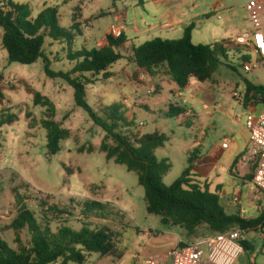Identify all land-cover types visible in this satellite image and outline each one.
<instances>
[{"label": "rangeland", "instance_id": "374dc122", "mask_svg": "<svg viewBox=\"0 0 264 264\" xmlns=\"http://www.w3.org/2000/svg\"><path fill=\"white\" fill-rule=\"evenodd\" d=\"M14 2L28 5L33 19L47 7H58L60 27L73 36V41H46L44 54L55 72H69L73 68L69 59L72 53L88 50V47L90 50L99 48L114 14L112 0ZM130 2L117 0V7L125 10ZM79 19L82 22L73 30ZM3 34L0 28V91L3 93L0 99V229H8L16 219L22 208L17 198L22 196L26 199L24 206L35 212L40 222L45 223L43 209L49 211L58 207L70 212L68 216H54L49 222L55 233L62 226L79 232L87 225L92 230L106 226L117 234L121 259L93 253L87 255L85 264L161 262L160 256L169 249L170 259L169 253L179 247L180 240L193 245L214 237L206 227L200 228L194 236L181 228L168 230L161 223V217L149 214L145 189L139 184L138 174L107 158L102 151L106 133L76 105L74 89L62 79L49 78L44 59L32 65L11 63L2 44ZM120 51L123 59L110 68V73L89 76L92 84L87 86L86 101L101 117L108 107L122 105L125 118L134 123L131 129H120L129 137L158 133L168 138L165 145L155 151L158 160H169L171 164L164 177L166 186L174 184L189 167L197 143L203 144L201 152L206 156L225 138L232 141L233 135L240 136L244 122H238L235 115L248 113L243 105L246 83L264 87V62L255 55H250V70L247 71L240 54L231 52L230 60L223 61L210 80L199 82L191 78L188 87L181 89L169 75L167 65L153 68L148 76L129 58L131 50L130 53ZM236 93L241 99L235 98ZM36 95L51 102L52 114L49 108L35 103ZM172 108L185 114L176 116ZM189 111L194 114L192 118L186 116ZM45 120H53L69 132V137L60 142V152L56 155L48 149ZM107 145L113 147L115 144L109 139ZM226 158L223 156L221 204L229 215L252 218L255 213H246V198L241 203L240 214L234 203L239 198L236 192L245 194L251 186L244 187L245 183L231 173L229 164L235 159L226 163ZM92 202L106 206L104 215L87 211ZM43 203L47 206H42ZM18 237L21 245L13 230L2 235L11 249L31 248L28 229ZM263 242L264 239L258 238V244ZM175 243L178 245L172 248ZM55 264H62V261Z\"/></svg>", "mask_w": 264, "mask_h": 264}, {"label": "trees", "instance_id": "16d2710c", "mask_svg": "<svg viewBox=\"0 0 264 264\" xmlns=\"http://www.w3.org/2000/svg\"><path fill=\"white\" fill-rule=\"evenodd\" d=\"M76 26L74 24L73 30ZM0 28L4 31L2 44L11 63L32 65L44 59L47 76L54 80L62 79L74 89L76 105L84 109L106 133L102 151L109 160H115L117 164L127 167L128 171L138 174L139 184L145 189L148 213L161 217V223L168 230L181 228L189 236H194L200 228L206 227L213 236H217L232 230L264 228V212L252 221L240 215H229L218 194L194 182L196 151L182 176L171 186H166L164 177L170 171L171 164L169 160H158L155 151L162 148L168 138L158 133L129 137L120 129H131L134 123L125 118L122 105L108 107L105 116L101 117L87 103V86L92 84L89 76H105L115 63L123 59L116 51L126 42L122 35L118 39L109 35L107 46L101 50L83 49L72 53L69 59L73 68L69 72H55L44 54L46 41H73V36L60 27L58 7H47L33 19L28 5L16 4L14 0H0ZM194 28V25L188 27L180 40L155 39L134 48L133 62L149 73L153 68L167 65L169 75L181 89L188 87L191 78L199 82L210 80L223 61L230 60L232 51L219 44L194 45ZM2 98L3 93L0 91ZM250 99H255L258 104L264 103V87L247 82L245 101ZM35 103L49 108L50 114L54 112L51 102L41 95H36ZM172 112L176 116L185 114L174 108ZM43 126L48 133V149L56 155L60 152V142L69 137V132L53 120H45ZM109 139L113 140V147L107 145ZM25 201L24 197L18 196L17 202L22 205L18 216L8 229H0V264H55L59 261L62 264H85L87 255L93 253L102 257L122 258L116 243L117 234L110 228L102 226L92 230L84 225L76 232L62 226L55 233L49 222L54 216H68L70 212L59 210L58 207H52L49 211L43 209V223L35 212L24 206ZM42 206L47 204L43 203ZM104 210L106 206L98 202L87 206L88 212L98 211L101 216ZM48 212L52 213L51 217ZM25 229H28L32 238L31 248L21 246L20 250L11 249L2 238L4 232L13 230L17 243L21 245L18 236ZM187 246L185 243L179 245L181 248Z\"/></svg>", "mask_w": 264, "mask_h": 264}, {"label": "crops", "instance_id": "0c3cea01", "mask_svg": "<svg viewBox=\"0 0 264 264\" xmlns=\"http://www.w3.org/2000/svg\"><path fill=\"white\" fill-rule=\"evenodd\" d=\"M112 2V13L114 14L112 19H110L111 24L103 34L100 41L101 44H99L100 46L97 50L107 46L110 30L115 26L121 30V35L126 39V42L116 51L122 55L121 49L127 53H130L129 51L131 50L132 53L129 54V58L132 62L134 48H138L155 39L180 40L183 38L186 29L191 25L195 26L192 33L194 45L213 46L231 41L245 34L255 33L258 30L264 32V14L260 17L254 9L249 7L252 1L131 0L130 6L125 10H120L117 7V0H112ZM250 18L252 19L251 22H249ZM80 22H82L80 19L77 20L76 25H79ZM79 33L82 36L81 32ZM88 50H90L89 47ZM232 52L235 54L241 53L237 49ZM142 71L146 75L151 76V73L146 70L142 69ZM261 108L259 105L254 110L259 113ZM235 138L236 136L234 135L232 136V141L229 138V149H222L224 141L222 140L220 144L212 147L206 156L201 152L203 144L197 143L193 179L196 184L208 189L211 193L218 194L222 202L223 156H227L225 159L226 163L234 158V163L232 165L229 164L231 173L236 174L245 183L244 187L247 184L251 186L250 189L247 188L248 191L245 194H243V191H237L236 195L239 198L234 203L240 214L242 212L241 203L246 198L248 200L246 213L253 211L255 216L249 218L250 220L248 218L245 219L252 221L256 220L264 212V194L259 193L253 185V177L257 165L255 161L249 160L252 144L244 124L242 125L240 136ZM230 207H233V205L230 204ZM240 231L243 235L242 245L244 253L235 264H264V242L263 244H258V238L264 239V228L259 226L254 230ZM143 235L145 237V234ZM178 243H183V240ZM178 243L173 244L172 248H176ZM169 251L170 249L160 256L161 264H170V259H168ZM245 256H249V258L246 260L244 259ZM203 264L212 263L206 258Z\"/></svg>", "mask_w": 264, "mask_h": 264}, {"label": "built area", "instance_id": "2783aa9c", "mask_svg": "<svg viewBox=\"0 0 264 264\" xmlns=\"http://www.w3.org/2000/svg\"><path fill=\"white\" fill-rule=\"evenodd\" d=\"M260 17L264 14V0L252 1L249 5ZM110 36L115 39L121 37V30L113 26L110 30ZM224 49L241 51L240 56L243 59L245 69L250 70L251 57L255 55L264 62V32L258 30L252 34L239 36L231 41L219 44ZM245 52L246 54H243ZM235 98L241 99V95L235 94ZM246 115L236 114L238 122H244L249 133L252 149L249 160L255 161L257 168L253 177L254 187L264 194V103L258 104L255 99L243 102ZM261 106L259 113L254 110ZM193 112L186 113L188 118L193 117ZM230 146V139L223 141L222 149L227 150ZM243 235L240 230H232L225 234H219L205 241L189 245L187 247H178L170 252V264H203L207 258L212 264H235L244 253L242 245ZM148 264H161L157 260H149Z\"/></svg>", "mask_w": 264, "mask_h": 264}]
</instances>
